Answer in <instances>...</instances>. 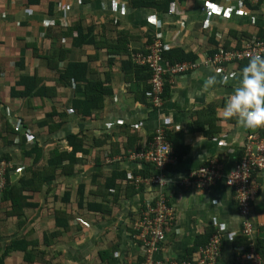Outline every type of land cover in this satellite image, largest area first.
Masks as SVG:
<instances>
[{"label":"crops","instance_id":"0c3cea01","mask_svg":"<svg viewBox=\"0 0 264 264\" xmlns=\"http://www.w3.org/2000/svg\"><path fill=\"white\" fill-rule=\"evenodd\" d=\"M245 1L171 0L167 5L166 0H0V134L10 126L19 138V143L8 144L0 136V156L8 155L13 162L10 181L18 183L31 171L46 168L57 159L55 151L70 152L72 135L81 138V151L85 150L77 151L80 161L73 171L56 169L39 192H26L38 207L25 209L22 225L18 218L6 216L10 203L0 196L1 247L28 233L27 240L45 253L46 264H140L145 249L132 225L158 187L131 186L130 175H151L153 166L129 154L144 149L162 129L182 157L165 174L164 193L175 216L152 259L192 262L218 232L221 250L215 264L234 262L239 245L254 251L264 264V171L253 176L250 221L256 234L251 246L241 234L243 218L224 180L206 190L177 185L186 173L213 158L226 176L240 161L247 135L262 132L264 65L244 61L219 69L201 64L168 77L157 107L147 98L148 71L126 72L130 54L144 51L154 38L163 44V56L174 52L172 58L197 61L219 46L229 49L243 38L264 34V0ZM154 2L159 9L151 6ZM76 23L93 24V43L72 46L77 33L66 34ZM59 48L64 51L58 67L68 61L85 62L86 80L104 84L103 106L90 118H81L73 108V99L82 98L74 84L60 83L47 67L44 58L53 53L59 59ZM33 76L37 88L45 86L53 94L12 95L11 88L23 90L17 85ZM29 83L34 84L31 78ZM10 136L9 132L11 140ZM34 146L39 155L24 156ZM109 179H114L112 186L106 185ZM57 210L65 212L68 229L53 236L60 230L54 221ZM102 252H107L103 259ZM15 253L20 252L11 253L5 264Z\"/></svg>","mask_w":264,"mask_h":264},{"label":"built area","instance_id":"2783aa9c","mask_svg":"<svg viewBox=\"0 0 264 264\" xmlns=\"http://www.w3.org/2000/svg\"><path fill=\"white\" fill-rule=\"evenodd\" d=\"M257 3L258 0H247ZM238 46L225 49L219 46L217 50L205 55L200 60L169 63L163 56L164 47L158 38L147 43L144 51L132 52L131 61L149 72V90L147 98L153 107L160 105L164 84L168 77L195 70L198 66L210 65L219 69L230 63L244 61L256 65H264V40L257 36L243 38ZM130 158L150 163L155 172L151 175H130L134 188L154 185L158 187L155 198L146 201L138 211L137 219L132 228L135 230L136 238L144 247V259L140 264H215L221 250V236L218 232L213 233L206 245L200 249V257L192 262H161L154 261L152 254L156 251L159 243L165 239V227L174 220V211L168 204L164 193L166 185L165 174L170 166L177 165V157L167 141L162 129H157L152 140L144 149L130 152ZM9 162L0 163V188L5 184L4 172L10 167ZM221 167L215 158L210 159L207 164L186 173L177 185L183 189L206 190L214 186L219 180L232 190L236 207L243 218L242 236L246 237L248 244L256 234V228L250 221L251 207L255 195L253 176L255 172L264 171V110L263 126L261 133L248 134L244 142L241 159L234 168L223 176ZM112 192V190H110ZM245 251L240 254V252ZM237 258L230 264H262L261 259L251 249L247 250L244 245L237 246Z\"/></svg>","mask_w":264,"mask_h":264},{"label":"trees","instance_id":"16d2710c","mask_svg":"<svg viewBox=\"0 0 264 264\" xmlns=\"http://www.w3.org/2000/svg\"><path fill=\"white\" fill-rule=\"evenodd\" d=\"M170 1L171 0H166L167 5ZM244 2L246 1L244 0ZM151 6L156 9H159V5L157 6V2L151 3ZM92 29H93V24L87 27H82L79 25V23H76V25H74L72 29L68 30L69 32L66 34V36L71 35V31L75 30L77 33V36L72 38L71 44L73 47L82 46L85 43H90V42L93 43L92 37L94 36L92 34ZM257 37L259 39L264 40V34H258ZM226 49H228V47ZM62 51H64L62 48L58 49L59 59L55 58L53 53L49 56L47 55L44 58L46 60L47 67L50 70L55 71V73H57L58 80L60 83H63L64 85H69V86L74 84L75 93L81 94L82 98L73 99L72 101L73 108L78 114L81 115V118H90L91 115L95 111L100 110L101 107L103 106L102 94L104 91L102 88H104L103 87L104 84L101 82H94V81L86 80L85 72L87 70V67H86L85 62L80 63V62L68 61V63L63 68L58 67V63L61 62L62 61L61 59L63 58ZM115 52L119 54L124 52V54H126L125 50H120V49H117ZM173 53L174 52H169V53H165L164 55L165 59L169 63H174L173 61H179V60L184 61L183 60L184 58H180V57H177V59L172 58L171 55ZM125 68L126 66L123 67L124 71H125ZM145 70H146L145 68L135 65L131 61L130 58L128 59L126 72L129 71L130 73L131 71H133L135 74H137L139 72H144ZM149 76L150 74L148 72V76H146L148 80H149ZM30 78L32 82H34L33 85H30L29 83ZM30 78L22 79L21 83L17 85V86L23 87V90L16 91L14 88H11L12 95L18 98H30L33 95L40 96V97L43 95L49 96V93L47 92H51V94H53L52 89L50 91V89L45 86L42 87V90L40 88H37L35 82L38 79L35 80L34 79L35 76L30 77ZM5 131H7L8 134L9 132L12 135L17 134V131L11 128L10 126H8V128L5 129ZM165 135H166V139L169 141L175 153V156L177 157V160H180L182 157L181 152H179V149L176 148L175 143L168 137V134L165 133ZM3 138L6 140V143L8 144L12 143V140L7 139L6 137H3ZM152 138L153 136L151 137L150 141L152 140ZM69 140L72 146V150L70 152H67L66 150H64L63 152L55 151V154L56 153L58 154L57 159H53L52 161L50 160L48 164L46 165V168L41 169V171H31L29 177H26L25 175L20 177V179L18 180V183H14L10 181L11 177L9 176V173L13 169V166L11 165L10 167L5 168V172H4L5 184L3 188L0 189V193H1L0 196L4 202L10 203V208L7 209V211L5 212L7 217L10 216V217L18 218L19 224L22 225L24 222L22 218H23L25 209H35L38 207L37 202L31 201L32 199L31 195L26 194V192L31 193V194L39 192L41 190V187L47 184L48 182H50L51 179L54 177V172L56 171V169H60L61 172L63 173H66V171H69V172L73 171L72 169L73 166L78 161H80V158L76 156L77 151L81 153H85L84 152L85 150L81 151L82 140L80 137L76 135H72ZM147 144L148 143H146V146ZM35 147L36 146H34L32 150L29 151L28 153L24 151V156L29 157L32 152H35V154L38 156L39 155L38 148H35ZM136 149L139 150L140 148H136ZM11 160L12 158L8 155L0 156V163L1 162H7V163L12 162ZM65 162L67 163L66 165L63 164ZM46 171H49V173H46ZM154 172L155 170L153 168V173ZM109 181L110 183L106 181V185L112 186L114 179L113 180L109 179ZM129 182L131 183V186L134 188L132 181L129 180ZM78 192L79 193L82 192L81 187L79 188ZM65 194L67 193L65 192ZM101 196H103V194ZM54 219H55L54 220L55 224L57 225V227L60 228V230H58L57 233L52 234V235L57 236V235L62 234L64 231L68 229V220H67V216L65 212L60 211V210H57L55 212ZM28 235H29L28 233L20 234L14 238H11L7 242V245H5V247H1L0 245V264H5L6 258H8L10 254L13 252L22 253V261H23L22 264H45L46 263L45 259L43 258V255L45 253L43 251L42 252L40 251L41 252L40 253L37 249H35L36 242L27 240ZM44 240L46 242L47 240L46 236H44ZM244 252L245 251H242L240 252V254ZM106 253L107 252H102L100 254L101 255L100 257L103 259L104 258L103 254H106Z\"/></svg>","mask_w":264,"mask_h":264},{"label":"rangeland","instance_id":"374dc122","mask_svg":"<svg viewBox=\"0 0 264 264\" xmlns=\"http://www.w3.org/2000/svg\"><path fill=\"white\" fill-rule=\"evenodd\" d=\"M0 129H1V125H0ZM1 136H5L7 139H9V134L8 133H6V132H3L2 134H1ZM10 138H11V140L13 141V143L15 142V143H19V138H17V137H15L14 135L13 136H10ZM9 164L11 165V163L9 162ZM44 188V187H43ZM1 189V188H0ZM50 199V198H49ZM32 216V214L30 213L29 215H28V217H26V216H24V219H25V217H26V219H25V222H27L29 219H30V217ZM77 221V220H76ZM76 221H74L75 223H76ZM74 222L73 223H71V225L73 224V226H74ZM78 222V221H77ZM37 228H39V227H37ZM40 230V229H39ZM37 233H38V231H37ZM48 235H50V232H48ZM40 242L41 243H43V236H42V239L40 240ZM23 263V261H22V254L20 255V253H15V254H13L12 255V257H10L9 258V262L8 263H6V264H22ZM46 264V263H45Z\"/></svg>","mask_w":264,"mask_h":264}]
</instances>
